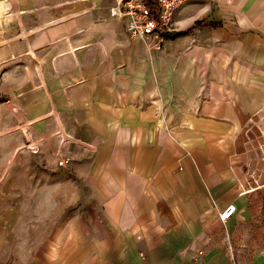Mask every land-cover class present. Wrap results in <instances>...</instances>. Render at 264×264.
Masks as SVG:
<instances>
[{
  "label": "crops",
  "instance_id": "1",
  "mask_svg": "<svg viewBox=\"0 0 264 264\" xmlns=\"http://www.w3.org/2000/svg\"><path fill=\"white\" fill-rule=\"evenodd\" d=\"M113 4L52 0L0 52L25 67L10 76L26 128L14 152L79 181L42 263L233 264L210 238L245 205V167L261 169L264 0L186 1L161 50L129 37ZM242 264H264V249Z\"/></svg>",
  "mask_w": 264,
  "mask_h": 264
},
{
  "label": "rangeland",
  "instance_id": "2",
  "mask_svg": "<svg viewBox=\"0 0 264 264\" xmlns=\"http://www.w3.org/2000/svg\"><path fill=\"white\" fill-rule=\"evenodd\" d=\"M51 1L0 0V52L5 50L2 54L17 32L25 29L27 12L40 17ZM18 59L5 56L0 63V264H43L41 257L52 220L58 214L78 212L79 181L72 169H64L59 177L51 176L46 169H28L43 165L45 158L27 156L25 144L14 152L12 142L26 139L25 124H16L20 120L13 117L15 110L8 99L11 86L16 84L11 72L25 69ZM258 150L261 169L245 167L243 172L241 191L245 205L238 208L235 220L223 224L210 238L213 244L218 242L232 252L240 264L264 249V144H259ZM60 156L64 155L55 157L56 164Z\"/></svg>",
  "mask_w": 264,
  "mask_h": 264
},
{
  "label": "built area",
  "instance_id": "3",
  "mask_svg": "<svg viewBox=\"0 0 264 264\" xmlns=\"http://www.w3.org/2000/svg\"><path fill=\"white\" fill-rule=\"evenodd\" d=\"M186 1L189 0H114V4L109 7V14L122 20L123 30L129 37L144 40L149 49L161 50L176 9ZM69 163V157L60 156L57 159V165L61 167ZM235 208L234 204L227 205L220 211L219 218L227 220L234 214ZM226 252L233 264L241 263L232 252ZM204 253L205 249L198 251L199 255Z\"/></svg>",
  "mask_w": 264,
  "mask_h": 264
},
{
  "label": "bare ground",
  "instance_id": "4",
  "mask_svg": "<svg viewBox=\"0 0 264 264\" xmlns=\"http://www.w3.org/2000/svg\"><path fill=\"white\" fill-rule=\"evenodd\" d=\"M253 190H254V189H253ZM253 190H252V191H253Z\"/></svg>",
  "mask_w": 264,
  "mask_h": 264
}]
</instances>
